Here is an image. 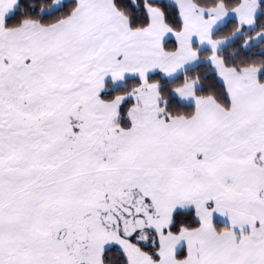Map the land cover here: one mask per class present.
Wrapping results in <instances>:
<instances>
[{
    "label": "snow or ice",
    "instance_id": "snow-or-ice-1",
    "mask_svg": "<svg viewBox=\"0 0 264 264\" xmlns=\"http://www.w3.org/2000/svg\"><path fill=\"white\" fill-rule=\"evenodd\" d=\"M0 264H264V0H0Z\"/></svg>",
    "mask_w": 264,
    "mask_h": 264
}]
</instances>
